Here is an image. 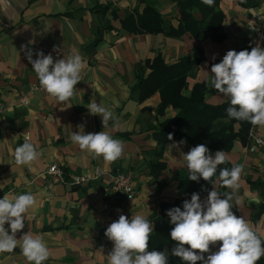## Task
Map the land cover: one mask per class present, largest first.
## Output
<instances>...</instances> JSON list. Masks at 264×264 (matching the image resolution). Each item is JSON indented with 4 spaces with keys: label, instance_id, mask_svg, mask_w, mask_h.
<instances>
[{
    "label": "crops",
    "instance_id": "crops-1",
    "mask_svg": "<svg viewBox=\"0 0 264 264\" xmlns=\"http://www.w3.org/2000/svg\"><path fill=\"white\" fill-rule=\"evenodd\" d=\"M146 5L163 14L165 26L178 24L173 0H0V103L5 105L0 116V199L5 194L10 199L25 193L34 195L36 204L25 214V226L16 238L27 232L42 235L49 250L43 264H108L114 244L105 236L107 227L121 214L129 219L140 214L150 221L159 211V202L176 198L179 180L189 175L181 153L190 150L183 137L167 146L160 174L154 177L149 172L156 160L154 126L174 115L175 110L167 107L163 114H157L158 95L141 101L133 85L136 68L144 59L159 53L165 62L173 63L191 55L196 42L188 34L172 37L124 31L121 19ZM220 7L226 37L219 43H201L205 59L189 72L185 91L188 93L196 82H205V100L210 104L229 99L210 87L211 66L221 62L227 51L251 42L249 26L256 12L264 13V0H255L249 6L239 5L237 0H221ZM27 50L33 52V59L39 51L51 54L54 62L79 54L84 68L75 96L60 103L47 94L26 58ZM92 101L112 110L119 126L113 127L109 121V126L103 128L101 116L89 112ZM81 125L80 131L85 134L105 131L121 140L122 157L107 162L81 150L70 140L72 131H79ZM253 131L264 135V127L253 126ZM26 137L42 155L30 166L17 165L14 150ZM181 140L186 143L170 147ZM248 144L237 139L231 150L224 151L227 162L244 166L240 187L231 201L232 211L264 240V214L257 223L252 219L264 203V153L248 151ZM51 164L62 168L65 182L49 178L46 170ZM117 173L132 175V196L109 190L108 183ZM76 175L90 180L72 184ZM159 181L165 182L161 189ZM212 190H217L220 197L232 192L229 188L222 192L220 183ZM208 193L200 197L201 201ZM5 228L11 234L7 223ZM221 243L210 245L205 259L218 251ZM0 264L29 262L17 247L11 253H0ZM172 264L179 262L174 260Z\"/></svg>",
    "mask_w": 264,
    "mask_h": 264
},
{
    "label": "clouds",
    "instance_id": "clouds-1",
    "mask_svg": "<svg viewBox=\"0 0 264 264\" xmlns=\"http://www.w3.org/2000/svg\"><path fill=\"white\" fill-rule=\"evenodd\" d=\"M214 2L202 0L209 7ZM25 54L47 94L60 103L75 96V86L82 81L84 68L79 54L55 62L51 54L45 55L42 51L35 53L36 59H33L31 50ZM211 73L210 87L230 100L231 106L226 110L228 117L264 127V48L256 46L251 51L245 49L239 52L229 50L221 62L211 66ZM182 94L189 93L182 90ZM88 109L91 115L101 116L103 128L109 126V121L113 122V127L119 126L118 117L102 103L92 101ZM78 128L79 131H72L70 140L93 158L103 157L107 162H115L122 157L124 144L121 140L114 139L105 131L85 134L84 130L80 131L82 125ZM167 138L171 141L173 135L169 133ZM184 143L181 140L170 147H179ZM41 155L27 137L14 150L17 165L30 166ZM181 155L186 162L188 179L199 182L203 178L213 185L220 183L232 192L223 194L224 198H221L217 190H212L204 201H201L198 193H193L190 201L183 202V210L174 207L167 211L174 225L170 236L176 242L172 255L180 257L187 264H197V261L203 264H257L264 256V240L243 217H238L232 211L231 201L240 187L244 166L234 165L230 170L222 168L218 180H213L218 166L228 160L223 150L216 151L212 156L204 144H199ZM255 202L260 203L259 200ZM35 204L36 199L31 193L15 195L11 199L5 194L0 199V253H11L19 247L29 264H43L49 257V250L42 235L27 232L20 239L16 238V233L25 226V214ZM6 223L10 226L11 234L5 228ZM153 231L154 225L144 216L136 214L129 219L121 214L105 231V236L114 244L108 254V264H168L165 251L148 250ZM217 242H222L218 251L205 259L204 254L210 253V245Z\"/></svg>",
    "mask_w": 264,
    "mask_h": 264
},
{
    "label": "trees",
    "instance_id": "trees-1",
    "mask_svg": "<svg viewBox=\"0 0 264 264\" xmlns=\"http://www.w3.org/2000/svg\"><path fill=\"white\" fill-rule=\"evenodd\" d=\"M177 7L178 24L176 26H165L163 14L151 5H146L140 12L129 13L121 19V28L131 33L158 34L180 37L188 34L196 44L191 55L181 56L173 63H167L158 53L152 58L144 59L136 68V81L133 91L137 92L139 100L157 94L159 103L156 113L163 114L165 108L172 107L175 114L164 118L154 126L153 138L156 143V160L150 164V173L157 177L165 167L161 160L167 146L178 138H185L189 144V150L199 144H204L210 153L216 151H229L233 147L235 140L242 143L249 141V131L253 127L247 121L230 119L227 109L231 106L230 100L219 104H210L205 100L208 91L205 82H196L190 88L188 95L183 92L188 88V74L191 69L200 64L204 59V50L201 43L211 40L219 43L225 39L223 31L224 13L220 7L221 0H215L213 6L209 7L202 3V0H173ZM255 0H237L242 6H249ZM251 43L241 49H234L239 52L247 49L251 51ZM187 93V92H186ZM171 133L173 139L168 140ZM234 165L229 162L221 164L217 168L231 169ZM165 182L159 181V189ZM213 184L209 181L199 179V182L188 179V176L180 179L177 185L179 195L172 201L159 202V211L151 217L150 222L154 225V231L149 240V251H165L167 253L168 264L177 260L179 264H187L180 257L172 255V249L176 247V242L171 239L170 232L174 227L167 216V211L180 207L183 210V202L190 200L193 193H198L200 197L205 196ZM227 188L221 185L224 192ZM224 198V197H221ZM234 213V211H233ZM264 214V203L253 213V222L257 223ZM258 235L259 233L254 230ZM260 236V235H259ZM261 237V236H260ZM185 247H189L185 245ZM200 264V261H197ZM257 264H264V256L257 261Z\"/></svg>",
    "mask_w": 264,
    "mask_h": 264
},
{
    "label": "built area",
    "instance_id": "built-area-1",
    "mask_svg": "<svg viewBox=\"0 0 264 264\" xmlns=\"http://www.w3.org/2000/svg\"><path fill=\"white\" fill-rule=\"evenodd\" d=\"M251 33V47L260 46L264 48V13L258 11L254 15L253 23L249 26ZM24 101H22L23 103ZM5 109V105L0 103V116ZM260 141V142H258ZM247 150L254 152L259 150L264 153V135L257 134L253 131V127L249 131V144ZM47 175L52 181L65 182L64 171L57 164H51L47 170ZM98 170L95 171V174ZM90 178L84 175H76L72 177V184H81L88 182ZM110 191L130 197L134 193L133 177L130 173H117L112 176L108 183Z\"/></svg>",
    "mask_w": 264,
    "mask_h": 264
}]
</instances>
